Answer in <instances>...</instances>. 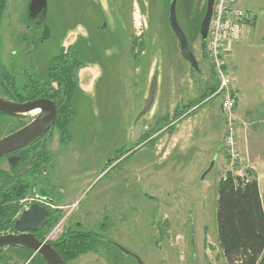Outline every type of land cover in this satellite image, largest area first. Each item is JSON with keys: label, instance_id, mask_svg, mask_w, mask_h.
I'll use <instances>...</instances> for the list:
<instances>
[{"label": "rangeland", "instance_id": "obj_1", "mask_svg": "<svg viewBox=\"0 0 264 264\" xmlns=\"http://www.w3.org/2000/svg\"><path fill=\"white\" fill-rule=\"evenodd\" d=\"M172 1L48 0L38 30L26 24L32 0L4 1L0 60L23 89L17 98L34 91L31 81L48 75L64 47L73 44L85 61L73 99L76 115L68 127L69 142L55 127L46 165L27 176L32 190L20 211L46 204L45 198L55 200L51 208L61 211V218L44 240L54 242L66 230L98 236L93 250L68 264H136L114 242L145 264H228L218 239L217 188L224 177L244 178L243 168L248 179L249 170L253 173L239 131L250 130L254 121L243 119L237 107L246 93L261 92L264 98V0H234L253 15L246 23L249 38L234 45V57L226 56L237 97L233 128L239 158L234 160L225 145L231 127L220 108L222 98L210 94L217 78L208 40L201 34L208 0L176 2L179 25L200 72L180 52L169 18ZM46 25L48 34L40 40ZM246 31L243 27L239 41ZM154 81L153 103L143 113ZM180 110L187 112L177 118ZM38 113L14 118L0 113V138ZM188 121L191 133L175 142L179 124ZM193 157L202 160L190 161ZM212 162L216 167L209 171ZM0 168L12 173L13 167L5 158ZM260 182L264 190V177ZM28 256L9 248L0 264H32Z\"/></svg>", "mask_w": 264, "mask_h": 264}, {"label": "trees", "instance_id": "obj_2", "mask_svg": "<svg viewBox=\"0 0 264 264\" xmlns=\"http://www.w3.org/2000/svg\"><path fill=\"white\" fill-rule=\"evenodd\" d=\"M4 1L0 0V21ZM47 28L46 25L40 40L47 36ZM84 65L85 61L80 57L76 46L71 44L68 48L64 47L52 60L48 75L42 81L34 78V81H31L35 84L34 91L20 99L17 97H19L18 94H23V89H19L14 76L0 60L1 95L19 102L46 97L51 98L58 105L56 125L38 141V143L41 142L40 147L36 146L38 143H34L22 149L19 153L22 156L21 162L17 163V166H12V173L0 168V234L8 233L13 229L14 222L22 210L21 201L28 197L32 190V183L27 180V176L41 165H46V160L50 156V153L49 155L47 153L50 134L55 127L61 128L64 142H69L68 127L76 115L73 99L76 92L80 90L79 73ZM218 87L216 82L210 94L216 92ZM185 112L187 111L180 110L177 118ZM217 192L218 239L226 262L228 264H264V199L258 179L253 177V173L249 181L230 176L227 180L220 181ZM51 211V217L38 234L42 240L61 218V211L52 210V208ZM96 239L98 240V236L93 232L76 233L66 230L51 244L68 264V261L78 259L80 255L93 250L92 242ZM11 249L19 252V255L27 252L28 257H31L33 254L25 248ZM32 259H34L32 264H47L39 254H35Z\"/></svg>", "mask_w": 264, "mask_h": 264}, {"label": "water", "instance_id": "obj_3", "mask_svg": "<svg viewBox=\"0 0 264 264\" xmlns=\"http://www.w3.org/2000/svg\"><path fill=\"white\" fill-rule=\"evenodd\" d=\"M176 2L173 0L170 4V24L172 30L176 33V37L180 43V52L186 61H189L192 69L200 72L202 70L201 65L198 63L194 52L191 51L189 41L186 38L184 30L180 27L178 18L176 16ZM215 0H208L207 12L205 18L201 24V34L203 40L208 38L209 26L212 19V13L214 9ZM48 0H32L29 12L31 16H37L39 14L47 13ZM155 81L151 88L148 104L143 110L145 113L152 105L155 93ZM39 111L34 120L27 123V125L17 129L15 132L4 136L0 139V159L6 155L16 152L19 149L27 147L39 138L43 137L56 125L58 105L51 98L41 97L37 100H28L26 102L13 101L0 94V112L14 118L25 116L28 113ZM19 156H11L9 161L12 165H15L19 161ZM212 162L209 171L214 167ZM249 175L252 176V172L249 170ZM47 204L33 203L28 209H25L14 222L13 231L8 234H0V248H25L31 251L33 254H39L45 259L47 264H66L63 257L60 256L57 249L52 246L51 242L40 239L36 232L43 228L47 224V220L51 217L52 211L49 206L55 203V200L45 198ZM112 243V242H110ZM113 244L124 254L129 255L135 259L136 264H145L143 259L134 254L129 249H125L120 244L114 242Z\"/></svg>", "mask_w": 264, "mask_h": 264}, {"label": "built area", "instance_id": "obj_4", "mask_svg": "<svg viewBox=\"0 0 264 264\" xmlns=\"http://www.w3.org/2000/svg\"><path fill=\"white\" fill-rule=\"evenodd\" d=\"M210 30L208 34L207 52L213 63L214 75L218 82V89L211 98L219 95L221 100V110L225 120L230 122V134L228 135L226 147L231 151L232 159L239 158V146L236 144L233 124L236 122V99L232 74L228 71L226 56L233 51L235 42L243 30L246 23L251 22L253 15L247 10L237 7L234 0H215ZM236 142V143H235ZM247 168V167H246ZM244 181H249L245 169H241ZM245 173V174H244ZM247 175V176H246ZM249 177V176H248ZM227 180V177H224Z\"/></svg>", "mask_w": 264, "mask_h": 264}, {"label": "crops", "instance_id": "obj_5", "mask_svg": "<svg viewBox=\"0 0 264 264\" xmlns=\"http://www.w3.org/2000/svg\"><path fill=\"white\" fill-rule=\"evenodd\" d=\"M238 7L242 8V7H240V4H238ZM243 10L248 11V9H246V8ZM245 27L247 29V31H246L247 33L245 32L246 35L243 33L244 36L242 37V39L240 41L238 40L237 42H235V44L240 43L242 40L245 39V37L249 38L250 33H251L250 26L248 24H245L244 29H245ZM229 56L234 57L233 51L229 53ZM235 83H236V81H235ZM258 85L261 86V84H258ZM235 86L237 87L238 94H240L241 90H240L239 86H241V85L238 84ZM250 87H251V85H249V84L246 85V90L250 89ZM260 94H261V92L259 93V96H260ZM250 95L251 94L246 93V96H245L246 99L244 98V104L239 102L238 107H237L239 113L241 114L240 116L243 119H245L247 121L252 120V122L254 121L252 124V128L250 130L248 128L245 131L244 129L240 128L239 132H240V136L242 137L240 139V141L243 144V147L247 150L246 155H248V159L252 162L251 167H253V169H252L253 177L258 179L261 194H262V197L264 199V190L262 189L261 182H260L262 180V178L264 177V124H263V121H264L263 120L264 119V98L260 99L259 96H256V95L250 96ZM258 99H260V101ZM191 126H192V123L190 124L189 121L185 124H183V122H181L178 126L177 131L173 134V135H175V142L180 140V136H182L181 134H187V135L190 134L191 132H189V130L191 129ZM188 141H191V136L189 137ZM179 147L182 148L181 150H184L183 149L184 146L182 144H180ZM194 158H196L198 160H202V158L193 157L190 161H192ZM206 162L207 161H203V165L201 167V169H203V171L205 170V168H207V167H205ZM214 167H216V164H214ZM213 168H212V171H213Z\"/></svg>", "mask_w": 264, "mask_h": 264}, {"label": "flooded vegetation", "instance_id": "obj_6", "mask_svg": "<svg viewBox=\"0 0 264 264\" xmlns=\"http://www.w3.org/2000/svg\"><path fill=\"white\" fill-rule=\"evenodd\" d=\"M43 14V13H42ZM42 14H39V15H37V16H31L32 14H31V12H30V19L31 20H29L28 18H27V16H26V24H28L27 26H28V28H30L31 30H34V29H37L38 30V28H39V26L41 25V24H39L38 22H40V18L39 17H41L42 16ZM47 14V13H46ZM34 20H36V23L34 22V24L32 23ZM42 23V22H41ZM25 39H27V40H32V39H34V37H30V36H26V38ZM30 43H31V41H30ZM29 43V44H30ZM35 45H36V43H35ZM35 49V46H34V48L32 49V51ZM16 101V100H15ZM19 102V101H18ZM3 114V113H2ZM5 114V113H4ZM58 114V113H57ZM6 115V114H5ZM6 116H8V115H6ZM9 117V116H8ZM23 127V126H22ZM21 128V127H20ZM19 129V128H18ZM17 129H15V131H16ZM14 131V132H15ZM13 133V132H12ZM11 134V133H10ZM48 134V133H47ZM46 134V135H47ZM9 135V134H8ZM6 136V135H5ZM45 136V135H44ZM43 136V137H44ZM43 137H41V138H43ZM3 138V137H2ZM41 138H39L38 140H36L35 142H33L32 144H34V143H38V141L41 139ZM1 139V138H0ZM31 145V144H30ZM27 146H29V145H27ZM26 148V147H25ZM22 149H24V148H22ZM22 149H19V150H17L16 152H14V153H11V154H9V155H6V156H4L3 158H1L0 160H2V159H5V158H7V161H8V163H10V161H9V158L11 157V156H19L20 157V159H19V161H17V163H19V162H21V159H22V156H21V154H19L20 152H21V150ZM16 163V164H17ZM12 165L11 163H10V166L12 165V166H17V165ZM46 202V201H45ZM46 204H47V202H46ZM50 207V209H51V207L52 206H49ZM44 227V226H43ZM13 231V229L12 230H10V231H8V233H10V232H12ZM40 231H41V229L38 231V232H36V235L38 236V234L40 233ZM8 233H4V234H8ZM11 249V248H13V247H8V248H0V256H1V254L4 252V251H6V250H8V249ZM21 248V247H20ZM19 248V249H20ZM192 252L194 253L193 255L196 257L197 256V252H196V248H193L192 247ZM191 264H196L194 261L193 262H191Z\"/></svg>", "mask_w": 264, "mask_h": 264}]
</instances>
